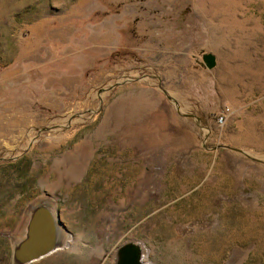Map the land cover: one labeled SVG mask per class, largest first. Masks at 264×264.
<instances>
[{"label": "rangeland", "instance_id": "obj_1", "mask_svg": "<svg viewBox=\"0 0 264 264\" xmlns=\"http://www.w3.org/2000/svg\"><path fill=\"white\" fill-rule=\"evenodd\" d=\"M94 23L117 40L55 97ZM30 59L27 121L0 89V264H264V0H0V76ZM40 205L57 249L23 263Z\"/></svg>", "mask_w": 264, "mask_h": 264}, {"label": "crops", "instance_id": "obj_2", "mask_svg": "<svg viewBox=\"0 0 264 264\" xmlns=\"http://www.w3.org/2000/svg\"><path fill=\"white\" fill-rule=\"evenodd\" d=\"M84 29L87 30V35L85 37V41L89 42L88 46L83 47L82 41L79 40L77 42V49L73 51V55L76 57L72 59V65L75 67L77 72L71 73L69 75H62L60 78H54V82L59 83L61 86L59 88L54 89L55 97H60L65 92H69L76 88V83L79 81L81 77L82 71L90 68L93 65V57L90 55H82V50L87 49L90 51L97 50L98 47H106L112 41L116 39V32L109 26L101 23L87 24L84 25ZM82 34L80 35V37ZM53 37H59L57 34L49 35L48 38L53 39ZM59 42L63 41V38L60 37ZM117 40V39H116ZM76 45V42H73ZM35 63L33 59L30 61H24L19 64L15 69L6 71L0 76V89H3L6 84H9L11 87H26L27 82L29 80L27 71L30 68V64ZM18 88L17 90L12 89L14 92V96L12 97V101L10 105H2L1 108H5L4 111H9L11 115H8V120H10V116H15L16 120L19 121H27L29 118V110H28V93L24 89ZM26 89V88H25ZM58 106V105H56ZM54 108V107H53ZM2 121V119H0Z\"/></svg>", "mask_w": 264, "mask_h": 264}, {"label": "water", "instance_id": "obj_3", "mask_svg": "<svg viewBox=\"0 0 264 264\" xmlns=\"http://www.w3.org/2000/svg\"><path fill=\"white\" fill-rule=\"evenodd\" d=\"M58 224V219L46 207H35L27 223L26 237L17 247L16 255L20 261L29 263L55 251ZM115 257V264H142L141 250L133 242L119 245Z\"/></svg>", "mask_w": 264, "mask_h": 264}, {"label": "built area", "instance_id": "obj_4", "mask_svg": "<svg viewBox=\"0 0 264 264\" xmlns=\"http://www.w3.org/2000/svg\"><path fill=\"white\" fill-rule=\"evenodd\" d=\"M216 122H217V123H222V115H219V116L216 118Z\"/></svg>", "mask_w": 264, "mask_h": 264}]
</instances>
